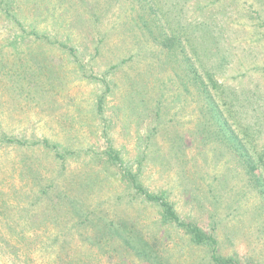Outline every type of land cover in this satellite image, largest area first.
<instances>
[{"label":"rangeland","instance_id":"1","mask_svg":"<svg viewBox=\"0 0 264 264\" xmlns=\"http://www.w3.org/2000/svg\"><path fill=\"white\" fill-rule=\"evenodd\" d=\"M217 115L264 155V0H0V264H149L71 238L65 190L138 221L160 264H217L120 166L218 257L264 264V164L257 185Z\"/></svg>","mask_w":264,"mask_h":264},{"label":"trees","instance_id":"2","mask_svg":"<svg viewBox=\"0 0 264 264\" xmlns=\"http://www.w3.org/2000/svg\"><path fill=\"white\" fill-rule=\"evenodd\" d=\"M211 76L212 75H210V77ZM196 80L201 86H203V91L206 94V86L205 83H203V81L201 80V77L197 76ZM214 86L218 87L217 84H214ZM208 98L209 100L207 101L210 103L211 97ZM214 123L213 126L214 128H216V133L220 136H223L224 138L226 135L228 143L231 144V146L235 149H239L242 151L243 155L240 156L243 159V164L247 167L249 174L258 185L261 180L256 176L257 174L255 172L259 168L258 161H262V163L264 164V155L258 154L257 152L255 153V151L253 152V154L249 152L247 144H249L250 147L253 148V142L255 140V138L253 137L254 135H250V132L248 131L250 130V128L247 127L248 129H246L241 127L240 129L244 134V140L246 141V144L242 139H239L238 135H236L234 132L227 133V126L223 123V120L221 117H219V115H217V118H214ZM44 147L53 151H55L56 149V147L52 146L47 141L44 142ZM67 156L68 154H54L55 159H59L60 161L62 172L64 171V169H66ZM106 156H108L112 161H121L120 155L116 151H110ZM120 168L122 170L121 179L127 183V187L133 189L136 196L141 197L151 207H156L158 209L159 217L162 222L169 223L176 228L185 229L186 232L191 236L192 241L197 244H205L206 242H208L211 245L215 246L213 259L217 264H229L231 262V260L223 259L217 256V243L213 237L207 238L203 235L202 231L197 226L191 223L183 222L174 205L167 202L158 195L150 194L147 189L144 188V186L138 179L137 173H134L127 169H123L121 166ZM80 203L81 200L79 198L65 190L64 196L62 197L60 203L57 205V207H61L63 211L65 208V212L68 214V216L70 215L69 220L73 221L74 225L82 230V232H78L79 235L77 233L71 235V238H77L78 240H82L84 243L91 246H97V249L100 245H106L108 249L113 251H117L118 248H121L125 252L134 254V256L140 258L141 260H144L149 264H160V255H153V253L149 255V251L152 250L155 243L151 244L150 240L143 237V232L140 229L138 221L120 217L109 218L108 215H96L94 211H86L82 206H80ZM59 219L62 220L63 217H59ZM56 238L60 239L59 236ZM73 239H71V241ZM98 252L100 251L98 250Z\"/></svg>","mask_w":264,"mask_h":264}]
</instances>
